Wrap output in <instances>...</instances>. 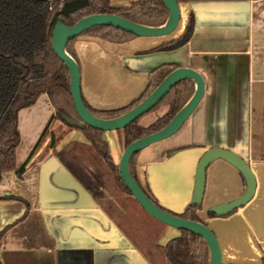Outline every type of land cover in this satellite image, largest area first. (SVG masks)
I'll return each instance as SVG.
<instances>
[{"label": "crops", "instance_id": "1", "mask_svg": "<svg viewBox=\"0 0 264 264\" xmlns=\"http://www.w3.org/2000/svg\"><path fill=\"white\" fill-rule=\"evenodd\" d=\"M131 1L110 0V4L127 8ZM179 8L177 33L167 38H136L125 44H111L79 37L74 49L83 101L96 110L118 109L141 96L149 76L162 67L191 68L197 72L204 81V94L198 106L174 136L138 154L136 175L160 206L180 214L192 203L196 167L207 150L225 149L243 158L256 178L254 198L228 217L209 218L207 209L229 203L245 191L239 173L217 160L206 171L203 207L196 215L215 234L223 264H261L264 0L197 2L179 4ZM190 15L193 30L185 46L151 52L178 39ZM167 109L163 107L159 118ZM53 114L45 95L18 113L17 167L26 162ZM155 120L151 117L139 124L145 126ZM61 126L59 122L50 125L49 135L21 177L12 171L1 175L0 264H164L159 255L148 250L146 240L125 231L120 219V199H114L107 188L97 190L95 181L90 187L87 180L81 182L84 177L79 178L75 170L82 165L83 158L66 157L63 150L88 143L77 130L66 131L59 138L56 134ZM50 135L57 139L54 148L50 146ZM105 139L116 166L124 150L122 134L105 133ZM91 168L96 167L91 164ZM157 226L159 230L153 231L147 240L159 247L179 236L175 229L161 223Z\"/></svg>", "mask_w": 264, "mask_h": 264}, {"label": "trees", "instance_id": "2", "mask_svg": "<svg viewBox=\"0 0 264 264\" xmlns=\"http://www.w3.org/2000/svg\"><path fill=\"white\" fill-rule=\"evenodd\" d=\"M67 0H0V178L5 172H15L21 177L35 155L37 149L49 135L50 125L54 122L62 123L66 131H79L88 142V146L68 148L63 150L66 157H82V165H77L75 173L81 182L87 180L99 190L103 187L114 198L126 196L144 213L151 221L159 223L146 214L132 198L123 185L118 168L113 164L109 152L108 143L104 132L94 130L83 125L81 128L70 126L65 118L80 122L74 111L70 92L69 74L64 64L56 57L51 47L53 25L51 21L57 18L65 27H72L81 18L107 14L121 17L135 24L158 28L164 26L168 19V11L161 0H134L125 9L111 8L108 0H88L89 4L69 15H61L62 4ZM178 4H190L197 2H249L258 0H176ZM51 9V11L49 10ZM193 19L190 15L184 33L175 40L160 45L151 52L173 51L185 46L192 35ZM81 36L93 37L113 44H125L136 39L135 36L108 26H99L86 30ZM76 39L66 45V53L78 64L75 45ZM176 67L165 66L153 72L148 79V84L142 95L129 105L115 110H96L85 106L97 119L114 120L126 114L131 109L142 103ZM194 93L193 83L189 80L182 81L163 98L156 106L167 105L169 111L156 119L148 126H141L138 121L128 125L123 131L121 143L127 147L134 141L145 136L161 131L172 118L184 107ZM46 95L54 114L50 117L43 129L35 147L30 152L26 162L16 166L15 150L19 145L20 136L17 130L18 113L32 107L37 99ZM155 107V108H156ZM154 108V109H155ZM51 148H54L57 139L50 135ZM170 155V154H169ZM134 155L129 163V172L148 199L164 212L182 218L184 220L202 223L196 212L200 209L195 205L189 206L182 214L176 215L162 208L146 184L136 175V159ZM91 164L96 168L92 169ZM97 172V174H95ZM87 185V189H88ZM125 213L120 214V219L126 226L125 231L135 234L148 242L147 235L137 233V228L131 214L127 210L128 200H120ZM126 203V204H125ZM213 218L212 214L208 215ZM163 227V226H162ZM180 236L170 240L165 247L157 245L147 246L149 251L159 255L164 264H209L208 248L203 239L187 231H179ZM1 235V233H0ZM149 236V235H148ZM149 239V238H148ZM150 241V240H149ZM148 245V244H147ZM144 246V245H143ZM140 248V247H139ZM264 264V257L261 261Z\"/></svg>", "mask_w": 264, "mask_h": 264}, {"label": "water", "instance_id": "3", "mask_svg": "<svg viewBox=\"0 0 264 264\" xmlns=\"http://www.w3.org/2000/svg\"><path fill=\"white\" fill-rule=\"evenodd\" d=\"M161 2L168 11V19L164 26L158 28L141 26L121 17L107 14L87 16L80 19L72 27H65L57 18L52 19L51 24L53 25V30L51 47L56 57L64 64V67L68 71L70 97L76 116L80 121L77 122L73 119L65 118V122L77 128H81L85 125L104 133L123 131L128 125L150 113L174 86L186 80L193 82L195 91L192 97L172 118L167 126L161 131L140 138L125 147L116 166L123 185L146 214L166 227L177 231H187L201 237L208 248L209 264H223L219 242L215 234L206 225L184 220L159 209L148 199L129 172V163L134 155L139 154L151 145L171 138L189 119L204 94V81L202 77L191 68L176 69L163 79L159 86L135 108L114 120H100L92 116L85 106L81 93V72L79 66L66 53V45L68 42L80 37L86 30L99 26L113 27L125 33H129L136 38L162 39L171 36L177 30L180 23L179 4L176 0H161ZM87 4L88 0H73L67 2L63 4L60 14L68 15L80 8H84ZM217 160H221L235 169L245 184L244 193L237 199L207 209V215L212 214L214 216L213 218L221 219L234 214L237 210L247 205L255 196L257 183L250 165L243 158L229 150L219 148L209 149L201 156L196 167L191 205H195L200 209L203 207L206 171L208 167Z\"/></svg>", "mask_w": 264, "mask_h": 264}, {"label": "rangeland", "instance_id": "4", "mask_svg": "<svg viewBox=\"0 0 264 264\" xmlns=\"http://www.w3.org/2000/svg\"><path fill=\"white\" fill-rule=\"evenodd\" d=\"M182 18L184 19L185 18V11H184V8H182ZM175 33H177V32H175ZM175 35V34H174ZM163 107L164 108H167V106H165V105H161V106H158V107H156L155 109H153L150 113H152L151 114V116H149L148 118H146V120L144 119V120H142V121H140L143 117H145L146 115H148V114H146V115H144L143 117H141L139 120H138V124L140 123V122H146L147 121V119H148V121L151 119V117H155V119H158L159 118V116H160V114H161V111H162V109H163ZM168 110V109H167ZM149 113V114H150ZM139 125H141V124H139ZM148 125H150L149 123H147V125H145V126H148ZM142 126V125H141ZM64 132H66V129H65V127L64 126H61V131L60 132H58L57 134H56V136H58L59 138L61 137V135H63L64 134ZM128 206L126 207L127 208V210H128V212L131 214V216L133 217V219H134V222H135V226H136V228L138 229L137 230V233L138 234H141V235H144V236H150L151 235V233L153 232V231H158L159 230V227L157 226V224H155L153 221H151L144 213H142L132 202H131V200L130 199H128ZM158 229V230H157ZM151 242H153V241H149L148 240V246H153L154 245V242H153V245L151 244Z\"/></svg>", "mask_w": 264, "mask_h": 264}, {"label": "flooded vegetation", "instance_id": "5", "mask_svg": "<svg viewBox=\"0 0 264 264\" xmlns=\"http://www.w3.org/2000/svg\"><path fill=\"white\" fill-rule=\"evenodd\" d=\"M43 1H49V2H52V1H54V0H43ZM70 1H73V0H67V1H65L63 4H65V3H67V2H70ZM108 1H109V5H110V7H111V8H115V7H112V6H111V4H110V0H108ZM132 1H134V0H132ZM132 1H131V2H132ZM63 4H62V6H63ZM88 4H89V1H88ZM88 4H87V5H88ZM62 6H61V9H62ZM129 6H130V5H129ZM85 7H86V6H85ZM85 7H84V8H85ZM127 8H128V7H127ZM61 9H60V11H61ZM80 9H83V8H80ZM80 9H78V10H80ZM115 9H125V8H115ZM49 10L51 11V9H49ZM78 10H77V11H78ZM75 12H76V11H75ZM72 13H74V12H72ZM70 14H71V13H70ZM68 15H69V14H68ZM84 18H85V17H84ZM81 19H82V18H81ZM78 21H79V20H78ZM78 21H77V22H78ZM77 22H76V23H77ZM80 37H82V36H80ZM86 37H88V36H86ZM78 38H79V37H78ZM78 38H76V40H77ZM90 38H93V37H90ZM93 39H96V38H93ZM98 40H100V39H98ZM100 41H102V40H100ZM75 42H76V41H75ZM104 42H105V41H104ZM111 44H113V43H111ZM45 96H46V95H45ZM165 106H167V105H165ZM167 108H168V111H169V107H168V106H167ZM137 121H138V120H137ZM59 123H60V122H59ZM60 124H61L62 126H64L62 123H60ZM64 127H65V126H64ZM65 129H66V128H65ZM116 133H117V132H116ZM104 137H105V133H104ZM87 143H88V142H87ZM87 146H88V144H87ZM114 199H120V200H123L124 198L120 196V197H118V198H114ZM119 206H120V208H121V213H125V211H124V209H122L121 205H119ZM202 224H203V223H202ZM204 225H205V224H204ZM178 232H179V231H178ZM179 236H180V232H179ZM179 236H178V237H179ZM176 238H177V237H176ZM173 239H174V238H173Z\"/></svg>", "mask_w": 264, "mask_h": 264}, {"label": "bare ground", "instance_id": "6", "mask_svg": "<svg viewBox=\"0 0 264 264\" xmlns=\"http://www.w3.org/2000/svg\"><path fill=\"white\" fill-rule=\"evenodd\" d=\"M180 19H181V12H180ZM175 33V32H174ZM173 35V34H172Z\"/></svg>", "mask_w": 264, "mask_h": 264}]
</instances>
